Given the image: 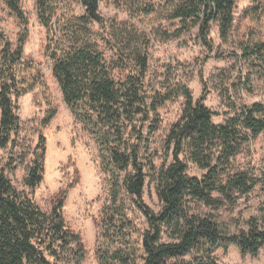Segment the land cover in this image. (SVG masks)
Masks as SVG:
<instances>
[{
	"label": "trees",
	"instance_id": "16d2710c",
	"mask_svg": "<svg viewBox=\"0 0 264 264\" xmlns=\"http://www.w3.org/2000/svg\"><path fill=\"white\" fill-rule=\"evenodd\" d=\"M145 15L162 14L177 21L176 37L197 32L201 45L212 51L213 27L225 40L233 23L236 0H126ZM20 0L7 6L19 21L22 31L12 43L0 30V149L13 143L20 124L17 101L31 92L39 82V71L23 59L28 38L27 20ZM83 12L74 15L67 3ZM101 0H36L35 8L47 34L46 56L50 72L62 93L63 101L76 121L96 140L108 179V201L100 212L103 245L97 250L99 264H217L214 252L235 245L241 255L257 256L264 248V223L251 219L248 229L235 235L224 232L216 216L202 208L218 209L223 200L245 196L259 184L252 175L238 171L234 159L251 140L264 133V105H234L232 116L222 125L212 122L214 113L205 105L206 93L196 101L187 89L181 116L167 135L166 148L171 163L155 171L149 166L151 180L160 204L156 213L143 203L146 174L139 151L145 142L144 126L149 112L169 101L174 92L157 95L148 108L142 78L145 57L136 58L123 78H114L98 50L91 42L90 26L102 25ZM248 74L264 72V43L248 46L240 56ZM241 71V70H239ZM248 75V81L252 76ZM38 81V82H37ZM234 81L220 88L222 92L251 87ZM236 94V95H237ZM55 116L48 112L43 126ZM154 131L153 127H149ZM23 186L33 192L44 173L45 140L31 153ZM191 162L205 171L200 177L187 175ZM217 194L218 197L213 195ZM136 209L147 228L137 230L129 214ZM63 198L43 212L24 192H18L0 170V264H61L71 258L83 262L85 251L80 237L63 218ZM138 236V242L133 240ZM141 251V253H139ZM190 258L185 263L183 260ZM71 261V260H70Z\"/></svg>",
	"mask_w": 264,
	"mask_h": 264
},
{
	"label": "rangeland",
	"instance_id": "374dc122",
	"mask_svg": "<svg viewBox=\"0 0 264 264\" xmlns=\"http://www.w3.org/2000/svg\"><path fill=\"white\" fill-rule=\"evenodd\" d=\"M8 1L0 0V30L14 43L22 27L9 10ZM35 2L20 0L19 6L28 23L23 59L34 66L32 75L39 71V82L17 101L20 124L17 135L11 138L13 143L0 149V170L18 192H24L43 212H49L54 202L63 198L64 222L80 237L85 257L79 263L68 257L71 261L66 259L61 264H99L97 250L103 245L100 212L108 201V179L95 138L75 120L52 77L45 53L47 34L39 23ZM66 3L72 14H82L77 5ZM99 14L103 24H92L88 39L97 45L106 65L112 69L111 75L123 78L129 72L128 67L136 66L138 56L145 57L147 65L142 84L148 108L157 95L174 92L169 101L157 106L154 113L149 112L144 126L146 140L139 151L146 174L142 201L157 213L160 204L148 165L158 171L172 161L165 143L184 107L181 90L187 89L194 101L208 91L204 105L214 113L212 122L217 125L232 116L229 108L232 104L264 105V72L261 75L249 73L252 80L248 81L247 66L240 59L248 46L264 43V0H236L228 37L221 40L217 29H211V52L201 45L195 29L176 37L177 21L167 20L162 14H142L126 0H101ZM236 80L252 91L240 90L237 95L230 89L227 93L220 91L222 85ZM50 111H54L55 116L43 126ZM39 136L45 140L44 173L41 184L31 192L23 186V180ZM233 162L238 171L252 175L259 184L245 196L235 195L233 204L223 200L218 209L202 208L203 213L216 216L229 235L246 231L251 219L264 223V133L246 144ZM186 164L188 176L200 178L205 173L191 162ZM129 216L140 233L147 228L145 219L136 209L133 208ZM133 240L138 242V236ZM213 255L217 264H264V248L254 257L241 255L235 245L227 250L217 249ZM189 261L190 258L183 260Z\"/></svg>",
	"mask_w": 264,
	"mask_h": 264
}]
</instances>
